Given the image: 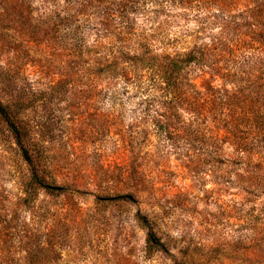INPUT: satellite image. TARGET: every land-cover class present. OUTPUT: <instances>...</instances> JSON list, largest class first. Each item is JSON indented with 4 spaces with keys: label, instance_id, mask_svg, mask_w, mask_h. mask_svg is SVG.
<instances>
[{
    "label": "rangeland",
    "instance_id": "rangeland-1",
    "mask_svg": "<svg viewBox=\"0 0 264 264\" xmlns=\"http://www.w3.org/2000/svg\"><path fill=\"white\" fill-rule=\"evenodd\" d=\"M222 5L0 0V101H22L41 173L62 187L24 202L27 164L0 117V264H264V168L248 169L225 145L217 168L190 170L157 156L153 136L135 162L128 144L141 115L121 80L98 68L109 45L180 51L223 21L244 34L243 3ZM246 53L218 56L212 84L251 101L259 56ZM250 154L259 164L264 146ZM128 191L134 200L116 197Z\"/></svg>",
    "mask_w": 264,
    "mask_h": 264
},
{
    "label": "trees",
    "instance_id": "trees-1",
    "mask_svg": "<svg viewBox=\"0 0 264 264\" xmlns=\"http://www.w3.org/2000/svg\"><path fill=\"white\" fill-rule=\"evenodd\" d=\"M193 1L209 2L222 11L225 9L222 5L225 0ZM233 2L243 3L244 34L236 28L238 24L230 25V22L223 21L217 35L180 51L157 53L139 41L133 48H110L109 45L101 52L99 59L103 60V64L98 67L99 71L108 79L118 77L121 80V94L126 98L129 92V100L141 115L139 122L143 125L138 126L140 130L128 144L135 162L141 157L143 144L150 141L149 136H153L151 143L157 156L171 154L181 157L190 170L203 172L209 166L217 168L218 159L226 155L223 150L225 145H230L238 159L248 160V169L253 167L258 172L263 171L261 164L264 165V159H260L259 164H253L250 153L254 147L264 146V0ZM123 30L124 27L121 33L125 34ZM255 51L259 58L252 63L259 65L255 76L258 84L257 90L250 93H261L259 99L253 97L250 101L249 95L237 96L234 91L212 84L217 78L214 66L218 56L230 54L233 60L238 55H252ZM62 81L58 80L56 85H61ZM234 99L237 102L233 108ZM23 107L22 101L6 104L0 101V117L7 123L27 164L23 200L30 204L41 191L54 194L59 193L62 187L50 182L41 173L39 150L32 148L27 126L19 117ZM133 168L140 169L139 165ZM134 193L128 191L116 197L134 200ZM147 240L162 246L153 232L148 234Z\"/></svg>",
    "mask_w": 264,
    "mask_h": 264
}]
</instances>
